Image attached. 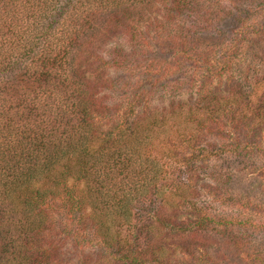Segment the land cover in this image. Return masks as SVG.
<instances>
[{
  "label": "trees",
  "instance_id": "1",
  "mask_svg": "<svg viewBox=\"0 0 264 264\" xmlns=\"http://www.w3.org/2000/svg\"><path fill=\"white\" fill-rule=\"evenodd\" d=\"M263 16L0 0V264H264Z\"/></svg>",
  "mask_w": 264,
  "mask_h": 264
},
{
  "label": "rangeland",
  "instance_id": "2",
  "mask_svg": "<svg viewBox=\"0 0 264 264\" xmlns=\"http://www.w3.org/2000/svg\"><path fill=\"white\" fill-rule=\"evenodd\" d=\"M264 19V16H263ZM262 19V20H263ZM120 38L123 40V37L120 36ZM264 40V39H263ZM263 43V44H260ZM251 48H255L256 51H259L260 53V62L262 66L264 67V41L262 40H255V43L252 44ZM237 70L240 71V69L237 66ZM264 71V69H263ZM107 75H110L111 77H118L120 74L115 73L114 71H110L106 73ZM222 83L218 84L221 85ZM223 86V85H222ZM225 87V86H224ZM264 93V88L261 90ZM260 90L257 91V94L261 93ZM215 164H212L214 166ZM218 165V164H216ZM212 168V167H211ZM210 168V169H211ZM238 190L239 192L245 193L246 198H251L253 201H257L260 198L264 199V176H256V174L250 175V177H246L245 175L242 176V178L236 182V185L231 186V191ZM263 195V196H262ZM264 203V200H262ZM261 240H264V236H260ZM257 242L261 243L262 241L258 240ZM217 252H221L227 255H230L231 257H235V252L230 249V246L225 243L221 238L216 237L215 240H213L212 249L210 250V254L213 258L216 259ZM71 255H67V261L62 264H72L73 257H70Z\"/></svg>",
  "mask_w": 264,
  "mask_h": 264
}]
</instances>
